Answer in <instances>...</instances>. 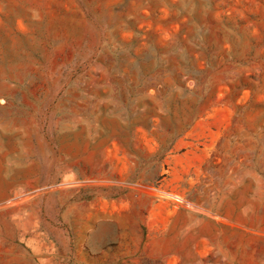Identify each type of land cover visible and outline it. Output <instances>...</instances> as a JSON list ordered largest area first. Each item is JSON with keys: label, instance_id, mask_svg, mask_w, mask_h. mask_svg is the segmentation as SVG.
Masks as SVG:
<instances>
[{"label": "rangeland", "instance_id": "1", "mask_svg": "<svg viewBox=\"0 0 264 264\" xmlns=\"http://www.w3.org/2000/svg\"><path fill=\"white\" fill-rule=\"evenodd\" d=\"M264 0H0V264H261Z\"/></svg>", "mask_w": 264, "mask_h": 264}, {"label": "crops", "instance_id": "2", "mask_svg": "<svg viewBox=\"0 0 264 264\" xmlns=\"http://www.w3.org/2000/svg\"><path fill=\"white\" fill-rule=\"evenodd\" d=\"M261 264H264V250L262 251L260 255Z\"/></svg>", "mask_w": 264, "mask_h": 264}]
</instances>
